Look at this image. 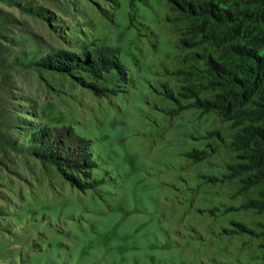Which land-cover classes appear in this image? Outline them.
<instances>
[{
  "label": "rangeland",
  "instance_id": "obj_1",
  "mask_svg": "<svg viewBox=\"0 0 264 264\" xmlns=\"http://www.w3.org/2000/svg\"><path fill=\"white\" fill-rule=\"evenodd\" d=\"M262 11L0 0V264H264Z\"/></svg>",
  "mask_w": 264,
  "mask_h": 264
},
{
  "label": "trees",
  "instance_id": "obj_2",
  "mask_svg": "<svg viewBox=\"0 0 264 264\" xmlns=\"http://www.w3.org/2000/svg\"><path fill=\"white\" fill-rule=\"evenodd\" d=\"M219 1H222V0H219ZM248 1V0H247ZM259 2H262V8H263V11L264 12V0H258ZM204 2V0H203ZM253 3H256V2H253ZM189 6V10L191 11V15L192 17L196 18V17H199V16H207V15H210L212 16V18L214 19V21H217L218 23L222 21H226V20H231V17L229 14V12L224 11V13H222V11L220 13H216V10H212L210 9L209 11L207 9H205L204 7L206 6V1H205V4L203 3V5H193V3L190 2V4L188 5ZM216 7H219V6H216ZM198 10L199 13L197 14H193L192 12H194L195 10ZM189 11V12H190ZM242 22V19L241 18H238V32H241V28H240V24ZM260 34H264L263 31H259ZM253 39V38H252ZM255 43H256V46L257 48L255 50H247V48H245V46H240V45H237V54L240 55V61L242 62V67L243 70L247 73H251L252 75H254L255 77L253 78V81L252 80H249V81H246L244 83V87L245 89L247 90L249 85H246V84H250V88L254 87V88H259V89H262L263 88V85H264V54H261L259 53V48L263 47L264 46V36L263 38H257L256 37V40H255ZM244 61H243V60ZM250 63V65L253 67V71L252 69H249L247 70V68H244V66H248ZM244 65V66H243ZM50 67H56L59 69V67L56 65V64H49ZM251 66H249V68H251ZM252 83V84H251ZM236 84H238L236 82ZM41 137L40 136H37V140L40 142L41 141ZM48 147V146H46ZM54 146H52L49 151L51 150V153L49 152L48 153V156L51 157V158H56L57 159V155L58 153H56V151L54 150ZM55 151V152H54ZM58 168L60 170H62V172L64 174H66V178L70 181V183L76 185L77 184L75 183V181H73L72 178L68 177L70 176L66 171H64L63 167L61 165H58ZM62 168V169H61ZM80 185V184H79ZM90 187V186H88ZM81 188V187H80ZM81 189H84V188H81Z\"/></svg>",
  "mask_w": 264,
  "mask_h": 264
}]
</instances>
